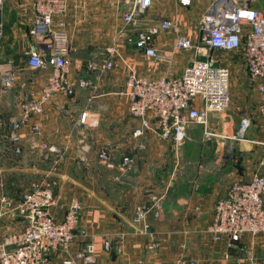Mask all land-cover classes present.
I'll list each match as a JSON object with an SVG mask.
<instances>
[{
	"label": "crops",
	"instance_id": "obj_1",
	"mask_svg": "<svg viewBox=\"0 0 264 264\" xmlns=\"http://www.w3.org/2000/svg\"><path fill=\"white\" fill-rule=\"evenodd\" d=\"M210 1L193 0L183 7L178 0H154L146 21L174 18L178 23L177 29L161 31L152 42L159 53L171 55L172 60H155L123 36L122 57L149 78L180 74L196 55L194 49L175 50L176 37L184 34L201 44L198 22ZM104 3L109 4L104 0L68 1L72 79L78 82L85 78L91 84L77 87L75 96L57 97L45 105L44 113L32 119H39L41 131L21 130V151L30 158L21 162L24 167L9 169L15 176L29 172L36 180L56 182L58 204L52 214L57 219L64 218L73 197L81 200L77 241L70 254L76 264H88L79 254L90 243L95 246V262L91 264H180L181 259H192L195 264H264V236L245 237L228 247L227 238L218 242L206 231L217 200L226 195L231 183L248 180L256 171L264 173L260 165L264 146L255 142L264 140L260 95L248 77L242 50L237 59L226 64L215 51L203 48L217 64L231 69L232 103L210 118L211 128L217 133L221 130L222 138L201 142L198 136L203 128L199 125L189 127V138L179 147L154 133L135 136L139 121L130 114L128 99L121 96L123 99L116 100L128 73L123 59L116 56L115 67L103 74L88 69L90 61L107 56L106 46L124 27L116 21L117 16L108 21L113 15L104 10ZM4 19L0 72L11 71L16 77L10 92L0 90V139L5 137L2 131L8 129L10 140L11 125L20 119L21 100L40 86L25 72L27 52L36 45L28 34L33 0H5ZM104 25L109 27L105 31ZM83 113L87 114L86 122L81 121ZM244 117L251 120L247 139L238 135ZM256 149L259 160L252 162L247 154ZM101 150L110 153L109 160L100 157ZM125 155L135 159L130 170L121 166ZM155 197L161 198L163 211L150 216L151 232L143 234L133 224L136 207L150 206ZM3 211L0 208V247L6 236L24 230L27 223L22 215ZM108 239L112 243L109 249L105 247ZM152 244H156L153 249ZM67 257L69 254L55 255L51 264H64Z\"/></svg>",
	"mask_w": 264,
	"mask_h": 264
},
{
	"label": "built area",
	"instance_id": "obj_2",
	"mask_svg": "<svg viewBox=\"0 0 264 264\" xmlns=\"http://www.w3.org/2000/svg\"><path fill=\"white\" fill-rule=\"evenodd\" d=\"M69 0H33V22L28 34L33 39V48L27 52V66L47 74L39 88L32 90L21 102L20 119L12 123L10 140L16 153L21 152V130L31 133L41 131L39 119L45 105L57 97H72L77 87L91 83L85 78L72 79L73 69L68 56L71 52L70 35L66 14ZM123 29L112 36L106 46V57L92 60L88 69L103 74L115 67V57L123 59L128 68L125 85L117 94L129 102L130 114L139 121L135 136L154 133L164 141L181 146L189 138V127L203 128V139L211 141L218 134L211 128L213 113L227 110L232 103L231 71L229 66L217 64L209 50H242L249 78L260 95L259 113L264 127V0H211L199 20L201 44L184 34H178L175 50L194 49L196 57L180 74L149 78L139 74L134 66L122 57L121 36L134 42L136 48L155 60H172L171 55H162L152 45L154 37L164 30L177 29L174 18H164L156 23L137 29L135 37L127 34L128 26L135 24L144 13H148L154 0H123ZM193 0H178L188 7ZM5 0H0V38L4 34ZM205 55L207 58H202ZM15 81L11 71L0 72V90L8 92ZM86 113L81 117L86 122ZM251 120L244 117L238 135L244 138ZM264 146V140L255 141ZM103 160L110 159L107 150L100 151ZM135 164L131 155L123 156L121 166L130 170ZM264 167V149L260 158ZM56 182L50 178L32 181L14 202L3 197V212L19 214L26 218L24 230L8 235L0 247V264H51L55 255L64 253L69 257L64 264H76L70 256L77 241V227L83 210L78 197H73L63 219L52 214L58 204L55 195ZM163 211L161 198L155 197L152 204H139L133 224L143 234H150V216H159ZM206 231L215 241L227 238L228 247L245 237L264 236V173L256 171L248 180H236L229 186L226 195L219 198L213 210V218ZM108 239L105 247L111 248ZM156 244L150 245L154 248ZM95 246L87 245L79 257L86 263L95 262ZM180 264H195L192 259H181Z\"/></svg>",
	"mask_w": 264,
	"mask_h": 264
},
{
	"label": "rangeland",
	"instance_id": "obj_3",
	"mask_svg": "<svg viewBox=\"0 0 264 264\" xmlns=\"http://www.w3.org/2000/svg\"><path fill=\"white\" fill-rule=\"evenodd\" d=\"M104 1L105 2L106 1L109 2L108 6H107L106 3H104V6H107V8L104 9V10L105 11L107 10L108 12L112 13V15H113L112 17L110 16V18L106 17L107 19L109 18L108 21L112 22L113 20H115V18L117 16L116 21H119L123 25V21H122V4L124 3V1L123 0H104ZM158 1H161V3H163V0H158ZM114 14H116V15H114ZM148 16H149L148 13H144L141 16V18L135 24L130 25V26H128L126 28L128 30V32L135 34L137 29L146 27L149 24H151L149 21L145 20V19L148 18ZM104 20L106 22H108L106 19H104ZM154 20L156 21L157 19H154ZM103 28H104V31H105L109 27L106 28V25H104ZM214 51H215L216 55L219 58L224 59V61L226 60V64H227V60H228V63H229V61H232L233 59H237V57L239 56L237 54V51H234V50H230L229 51V50L219 49V50H214ZM26 61H27V59H26ZM230 71H231V69H230ZM25 72H26V76L27 77L32 78L33 81H38L39 84L42 83V81L44 80V78H45V76L47 74L45 71L32 70V69H29V68H27ZM14 76H15V74H14ZM248 77H249V75H248ZM250 82H251V80H250ZM14 85H15V81H14ZM13 88H14V86H13ZM12 89H10L8 92H10ZM251 90H254V88H251ZM8 92H6V93H8ZM6 93H4V94H6ZM76 93H75V95H76ZM116 97H117L116 100L117 99L118 100L123 99V97H121V96H116ZM23 100H21V102ZM21 102H20V104H21ZM93 105H95V104L93 103ZM9 126H7V127H9ZM250 127H251V125H250ZM250 127L248 128L247 133L244 135V138H246V139L249 137L248 134H249ZM218 132L220 134L216 132L218 134L216 136V139H218V137L222 138L221 130H219ZM2 134H4L5 137L3 138V140L0 139V208L1 209H3V202H2L3 197H7V198L10 197V199H12L14 202H17L18 196L21 195L20 193L25 188L28 187L27 185L30 182L36 180L35 178L30 177V173L29 172H26L23 175H19V176L18 175L17 176L13 175L14 170L9 169V168L24 167V165L21 162L23 160H25L26 158L28 160L30 158V155L28 153L25 154L23 151H21L20 153H16L15 151H13L14 150L13 146H12L10 140L8 139V129L5 130V131H2ZM198 139L201 142L205 143V141L203 139V132H202L201 129L199 131ZM202 144L203 143L199 144L201 146V147H199V149H202V147H203ZM175 152L178 153L177 149H175ZM179 153L182 154L181 151ZM259 155L260 154H259V151L257 149L254 150V151L252 150L250 153L247 154L248 159L250 161H252V162H258Z\"/></svg>",
	"mask_w": 264,
	"mask_h": 264
}]
</instances>
